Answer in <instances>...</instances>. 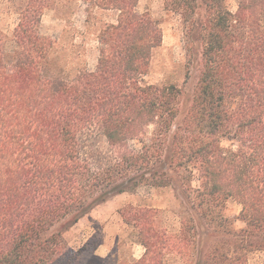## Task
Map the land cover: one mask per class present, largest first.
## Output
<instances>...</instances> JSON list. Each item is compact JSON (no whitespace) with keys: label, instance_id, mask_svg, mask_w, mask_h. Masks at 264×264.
Listing matches in <instances>:
<instances>
[{"label":"trees","instance_id":"trees-1","mask_svg":"<svg viewBox=\"0 0 264 264\" xmlns=\"http://www.w3.org/2000/svg\"><path fill=\"white\" fill-rule=\"evenodd\" d=\"M47 1H28L12 48L0 37V264H81L65 232L145 181L183 198L178 240L195 247L194 264L264 256V0L236 12L227 0H166L200 55L189 99L143 83L163 33L137 0H97L119 18L101 33L96 69L54 77ZM230 202L241 229L224 215ZM136 212L123 217L146 252L124 264H172L178 241Z\"/></svg>","mask_w":264,"mask_h":264},{"label":"rangeland","instance_id":"rangeland-1","mask_svg":"<svg viewBox=\"0 0 264 264\" xmlns=\"http://www.w3.org/2000/svg\"><path fill=\"white\" fill-rule=\"evenodd\" d=\"M29 0H0V37L10 41L22 20V13ZM97 0H48L40 32L55 42L49 56L50 74L54 77L73 79L85 70H95L100 57L101 33L108 25L115 24L119 12L96 5ZM239 0H227L228 7L236 12ZM137 11L158 21L163 33V44L152 55L146 85H175L187 99L193 95L201 68L200 55L189 45L186 29L180 15L166 10V0H137ZM155 126L148 130V137ZM184 201L174 187H154L145 181L137 188L117 195L97 206L87 216L64 234L65 243L80 252L81 264L130 263L141 259L146 250L137 241V229L128 225L123 213L130 218L136 211L149 210L148 222L167 232L172 241H178L172 264H194L195 247H184L179 242ZM241 206L230 202L224 215L235 222L236 229L243 223L238 220ZM135 223V222H134ZM250 264H264V256H254Z\"/></svg>","mask_w":264,"mask_h":264}]
</instances>
